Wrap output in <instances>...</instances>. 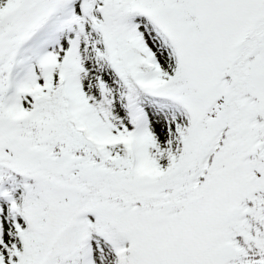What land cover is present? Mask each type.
I'll return each instance as SVG.
<instances>
[{
	"label": "snow or ice",
	"instance_id": "snow-or-ice-1",
	"mask_svg": "<svg viewBox=\"0 0 264 264\" xmlns=\"http://www.w3.org/2000/svg\"><path fill=\"white\" fill-rule=\"evenodd\" d=\"M0 264H264V0H0Z\"/></svg>",
	"mask_w": 264,
	"mask_h": 264
}]
</instances>
